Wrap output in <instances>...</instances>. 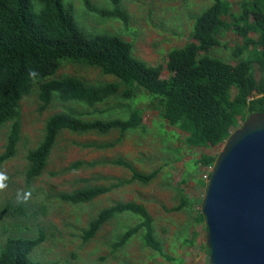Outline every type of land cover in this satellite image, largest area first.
<instances>
[{
	"label": "trees",
	"instance_id": "1",
	"mask_svg": "<svg viewBox=\"0 0 264 264\" xmlns=\"http://www.w3.org/2000/svg\"><path fill=\"white\" fill-rule=\"evenodd\" d=\"M81 2L86 17L101 22L116 21L125 30L128 28L129 14L122 0H104L100 5L91 0ZM210 2L192 18L189 31L192 41L167 52L165 70L170 76L162 78L163 66H151L135 58L133 43L125 41L120 34L88 30L79 24L70 0H0V129H5L0 171L15 158L22 142L20 103L29 97L37 99L39 114L54 106L59 111L45 119L38 142L26 151L23 171L26 196L31 185L45 173L53 150L65 134L97 137L117 134L110 141L73 144L80 150L93 152L113 150L131 134L146 135L145 110L133 103L140 96L149 101L146 110L157 112L160 132L165 125L176 128L185 134L182 144L186 148L221 146L250 114H264V0H239L236 11L227 0ZM227 32L235 34L241 42L231 51L234 64L209 55L213 48H226L220 37ZM251 34L257 35L256 38ZM67 64L97 69L102 76L115 81L88 83L67 75L58 76V71ZM30 73L34 75L30 77ZM111 100L116 101L114 106L97 109ZM180 152L179 147L168 149L167 154L173 158L168 157L161 166L147 173L137 171L133 162L121 156L72 162L50 176L114 167L128 171L130 177H103L105 184L77 180L69 191L56 193L54 199L80 206L133 184L146 187L163 169L181 160ZM215 161L212 155H200L193 163V172L213 168ZM169 172L163 174L160 184L173 193L175 205L168 212L186 213L187 223L204 225L202 208L197 211L195 202L180 187L193 172L185 174L176 185L172 184ZM190 179L196 186L206 188V183L196 174ZM38 205L30 206L23 197L16 205L7 202L1 208V217L8 214L26 221L9 223L10 233L0 241V264H58L33 256L45 240L43 230L34 225L37 210L41 214L45 212L44 204ZM123 214L133 215L137 221L113 235L110 255L121 252L138 238L144 249L162 258V264H183L181 258L164 251L163 241L155 232L154 219L143 205L133 201H115L97 212L81 229V242L92 241L106 224ZM198 235L192 232L190 238L183 237L182 244L193 246ZM200 250L207 257L204 264H209L205 244Z\"/></svg>",
	"mask_w": 264,
	"mask_h": 264
},
{
	"label": "rangeland",
	"instance_id": "2",
	"mask_svg": "<svg viewBox=\"0 0 264 264\" xmlns=\"http://www.w3.org/2000/svg\"><path fill=\"white\" fill-rule=\"evenodd\" d=\"M70 1L75 8L76 21L81 22H78L79 24L88 30L120 34L125 41L133 43L135 58L151 66H163L162 78L170 76L165 70L167 52L173 48H183L188 41H192L189 38L192 18L211 4L210 0H122L129 14V24L125 30L119 22H101L95 17L94 19L86 17L87 14L83 10L81 0ZM91 1L99 5L104 3V0ZM227 1L236 11L239 0ZM250 36L256 38L257 35L251 34ZM220 41L226 45V48L224 46L213 48L209 55L234 64L231 51L235 45L241 43L240 39L232 32H227L220 37ZM64 75L79 78L88 83L115 81L112 77L102 76L97 69L81 65H63L58 71V76ZM133 103L138 109L145 110L143 124L148 128L146 135L131 134L113 150L93 152L80 150L73 144L94 140L110 141L115 139L117 134L114 133L108 137L65 134L53 150L45 173L31 185L30 194L26 196L23 175L26 151L38 142L45 119L59 111V108L54 106L39 114L37 112L38 101L35 97L21 101L22 142L19 144L15 158L6 163L0 171L5 175V179L0 181L5 185L3 189H0V210L7 202L14 206L23 197L30 202V206L39 207L38 204H44V214H41L38 209V216L34 222V225L43 230L45 239L33 253L36 259L56 261L58 264H162L164 262L162 258L144 249L138 238L133 239L121 252L110 255L109 244L113 235L121 233L137 221V217L130 214L117 216L106 224L92 241L83 244L80 240L81 229L101 209L110 206L115 201H133L143 205L154 219L155 232L162 239L164 251L167 254L181 258L183 264L205 263L206 254L200 250V246L205 244L206 239L205 224L190 225L191 222L187 223L186 213L168 212L175 205L173 193L161 188L160 184L163 174L169 171L172 184H178L185 174L193 172V163L200 158V155H212L217 158L223 152L224 144L215 148H186L182 144L185 134L176 128L165 125L163 132H160L157 112L146 110L149 101L145 96H140L138 101L135 100ZM115 104V100L106 101L97 109L101 110ZM4 139L5 129H0V152ZM178 147L181 148L179 154L181 160L163 169L161 174L146 187L133 184L101 196L90 204L80 206H70L54 199L56 193L69 191L77 180L88 179L95 180L97 184H105L103 177H130L128 171L114 167L77 171L58 177L50 176L51 173L62 170L72 162L121 156L133 162L137 171L147 173L161 166L168 157L173 158L172 155L167 154V151ZM140 159L144 161H139ZM206 172H208L207 168H201L198 172H193L190 178L196 174V177L202 179ZM190 178L187 179L185 185H180V187L183 188L188 198L195 202V209L198 211L202 208L206 188L196 186ZM19 221L25 222L26 219L8 214L4 217L0 216V241L9 235V223L16 224ZM28 226H31V223L28 222ZM192 232L199 234L193 246L183 245V237L190 238Z\"/></svg>",
	"mask_w": 264,
	"mask_h": 264
},
{
	"label": "water",
	"instance_id": "3",
	"mask_svg": "<svg viewBox=\"0 0 264 264\" xmlns=\"http://www.w3.org/2000/svg\"><path fill=\"white\" fill-rule=\"evenodd\" d=\"M209 264H264V114L224 142L202 203Z\"/></svg>",
	"mask_w": 264,
	"mask_h": 264
},
{
	"label": "built area",
	"instance_id": "4",
	"mask_svg": "<svg viewBox=\"0 0 264 264\" xmlns=\"http://www.w3.org/2000/svg\"><path fill=\"white\" fill-rule=\"evenodd\" d=\"M208 172L202 177L203 181L207 184V181L209 180V174H211L213 168L212 167H207Z\"/></svg>",
	"mask_w": 264,
	"mask_h": 264
},
{
	"label": "clouds",
	"instance_id": "5",
	"mask_svg": "<svg viewBox=\"0 0 264 264\" xmlns=\"http://www.w3.org/2000/svg\"><path fill=\"white\" fill-rule=\"evenodd\" d=\"M29 75L31 77L32 75H34V73H30ZM4 179H5V175L3 173H0V181H3ZM4 187L5 185L3 183H0V189H3Z\"/></svg>",
	"mask_w": 264,
	"mask_h": 264
}]
</instances>
